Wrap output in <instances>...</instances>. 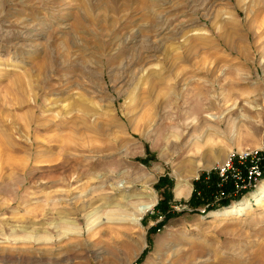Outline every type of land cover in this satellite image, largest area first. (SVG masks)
I'll list each match as a JSON object with an SVG mask.
<instances>
[{"label": "rangeland", "instance_id": "1", "mask_svg": "<svg viewBox=\"0 0 264 264\" xmlns=\"http://www.w3.org/2000/svg\"><path fill=\"white\" fill-rule=\"evenodd\" d=\"M151 2L0 0V264H264V206L211 215L264 182H211L264 166V0Z\"/></svg>", "mask_w": 264, "mask_h": 264}, {"label": "built area", "instance_id": "2", "mask_svg": "<svg viewBox=\"0 0 264 264\" xmlns=\"http://www.w3.org/2000/svg\"><path fill=\"white\" fill-rule=\"evenodd\" d=\"M262 148L244 149L239 152L230 151L221 164L213 168L217 176L218 189L229 184L231 191L222 190L218 193L217 200H230L245 190L254 189L264 178L262 166Z\"/></svg>", "mask_w": 264, "mask_h": 264}, {"label": "bare ground", "instance_id": "3", "mask_svg": "<svg viewBox=\"0 0 264 264\" xmlns=\"http://www.w3.org/2000/svg\"><path fill=\"white\" fill-rule=\"evenodd\" d=\"M159 0H152L151 2V6H156L158 4L159 6V3H158ZM161 4V3H160ZM161 6V5H160ZM157 7V6H156ZM152 10V9H151ZM158 15V14H157ZM160 15V14H159ZM162 17V16H161ZM155 18V17H154ZM160 18V17H159ZM163 20V23H164V20L165 18H162ZM168 20V18H166ZM157 20V19H156ZM153 21V20H152ZM149 25V24H148ZM155 25V24H154ZM153 25V26H154ZM167 25V23H166ZM150 26V25H149ZM159 26V25H158ZM150 28V27H149ZM148 28V31H150ZM154 29V28H152ZM145 30V29H144ZM162 31V29H159ZM158 30V31H159ZM139 31V29H138ZM170 31V30H169ZM141 32V31H140ZM163 33V32H162ZM166 32H164L165 34ZM162 36V35H161ZM166 37V36H165ZM164 38V37H163ZM208 74V73H207ZM212 85V84H210ZM196 89V87H195ZM211 95V94H210ZM213 97V96H212ZM207 100H208V97H207ZM209 102V105L208 107L211 108L214 106L215 104V101L213 99V103L208 100ZM151 120V119H150ZM111 124L116 127L117 129H123L122 126L117 123V121H111ZM148 124V123H147ZM125 127V126H124ZM125 129V128H124ZM126 131V130H124ZM228 155V154H227ZM192 163V162H191ZM194 163V164H193ZM193 167H192V173L193 174H196L197 171L199 170V168L201 167L199 164H197L195 161L193 162ZM191 166V165H190ZM204 168V167H203ZM96 179H100L101 180V183L106 181V179H102L101 177L98 176H95ZM176 184H175V194L178 195V196H181L185 191H186V188L189 186V183L186 179H182L181 177H177L176 178ZM100 182V181H99ZM123 192V191H122ZM103 198V197H102ZM148 198V197H147ZM154 200H155V195L154 194H151L149 196V199L148 201L146 202H143V203H139L137 204L135 207H134V211L137 215V218H136V221H139L140 218L142 217V215L144 213H146L147 211H149L153 204H154ZM93 202V201H92ZM81 205V209H85L88 205V202L87 201H82V204ZM261 206H264V182L261 184V188L259 189V191L257 192V194H255L252 198V200H243L231 207H228V208H224L223 210H220V211H216V212H213L211 215L213 218H220L221 220H225V219H239L241 218L245 212L252 208V207H261ZM90 207V206H89ZM71 213V211H69ZM60 213L62 214H67L68 211H66V209H64V207H62V209L60 210ZM63 216V215H62ZM65 222H69V221H65ZM138 223V222H137ZM72 224V223H71Z\"/></svg>", "mask_w": 264, "mask_h": 264}, {"label": "trees", "instance_id": "4", "mask_svg": "<svg viewBox=\"0 0 264 264\" xmlns=\"http://www.w3.org/2000/svg\"><path fill=\"white\" fill-rule=\"evenodd\" d=\"M211 173H212V177H211V178H212V179H211V182H212V181H214L215 172H214V171H213V172L211 171Z\"/></svg>", "mask_w": 264, "mask_h": 264}]
</instances>
